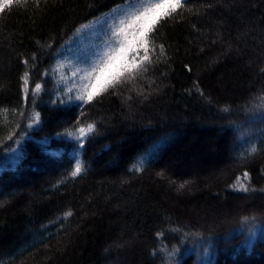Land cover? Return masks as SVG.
<instances>
[{
	"label": "trees",
	"instance_id": "1",
	"mask_svg": "<svg viewBox=\"0 0 264 264\" xmlns=\"http://www.w3.org/2000/svg\"><path fill=\"white\" fill-rule=\"evenodd\" d=\"M124 3L0 14V264H264V0H188L152 34L148 70L86 104L76 70ZM87 123L82 147L61 135Z\"/></svg>",
	"mask_w": 264,
	"mask_h": 264
},
{
	"label": "snow or ice",
	"instance_id": "2",
	"mask_svg": "<svg viewBox=\"0 0 264 264\" xmlns=\"http://www.w3.org/2000/svg\"><path fill=\"white\" fill-rule=\"evenodd\" d=\"M34 2L39 7L41 0H34ZM46 2L47 0H45ZM27 3L28 0H0V14L6 10H11L14 6H25ZM187 4L188 0H125L124 4L113 8L110 13L106 14L107 17L113 20L110 28L111 39L105 44L102 51L96 53L95 59L87 67L76 70L81 76V91L77 93L76 99L86 104L91 103L109 88H114L117 84H121L127 79H135L140 73L146 72L148 70L147 65L152 63L150 55L154 42L152 34L162 21L172 19L183 11H192V9L186 7ZM88 27L90 26L82 25L77 31L80 32ZM159 48L160 55H164V45H159ZM141 50L143 55L137 59ZM24 63L27 65L28 61L26 60ZM21 79L23 80L22 87L27 99L29 73L26 71ZM41 87L40 83L35 84L32 92L33 97L41 91ZM260 99L264 100V96L260 97ZM33 103H35V100H33ZM223 111L227 112L229 109L225 107ZM0 112L6 114L7 110L0 109ZM19 115L23 117V111ZM29 120L31 121L28 124L29 128L33 126V123L39 124V112H33ZM96 131L95 123H87L85 126L77 127L75 131L66 130L61 135L81 141L80 146L82 147L84 138ZM11 138L12 136L9 135L8 139ZM15 143L19 144L20 140H16ZM11 151L16 152V149L12 148ZM257 151V147L252 145L248 149V155H255ZM142 170V163L136 166V171ZM83 171V164L77 160L70 175L77 177ZM243 179L246 181L250 180L248 172L245 171L243 173ZM237 184L239 185L238 187L233 186L235 190L241 192L249 190V185L241 183L239 177L237 178ZM184 186V184H181L180 188H184ZM71 215L72 212L70 210L65 213L66 218ZM244 220L247 222L248 218L245 217ZM162 251L166 250L162 249ZM177 251L174 248L171 252H166V255L172 257Z\"/></svg>",
	"mask_w": 264,
	"mask_h": 264
},
{
	"label": "rangeland",
	"instance_id": "3",
	"mask_svg": "<svg viewBox=\"0 0 264 264\" xmlns=\"http://www.w3.org/2000/svg\"><path fill=\"white\" fill-rule=\"evenodd\" d=\"M106 29V28H105ZM109 30V32H110V34L108 35V37H109V39H111V31H110V29H108ZM97 46H99V44L97 45V43H92V45H90V47H88V49H86L87 51H89V54H88V56L90 57V58H95V56H94V54H96L97 53V51H96V47ZM251 243V242H250Z\"/></svg>",
	"mask_w": 264,
	"mask_h": 264
}]
</instances>
